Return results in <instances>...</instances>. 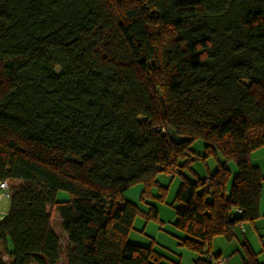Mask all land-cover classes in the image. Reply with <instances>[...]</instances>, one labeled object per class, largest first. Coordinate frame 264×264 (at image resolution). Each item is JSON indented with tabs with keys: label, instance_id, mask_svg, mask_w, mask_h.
Masks as SVG:
<instances>
[{
	"label": "trees",
	"instance_id": "1",
	"mask_svg": "<svg viewBox=\"0 0 264 264\" xmlns=\"http://www.w3.org/2000/svg\"><path fill=\"white\" fill-rule=\"evenodd\" d=\"M262 147L264 0H0V183H23L0 220V264L62 260L50 210L67 264H163L129 241L157 208L126 193L143 185L147 202L156 187L163 201L160 174L220 155L175 198L181 246L214 264L213 240L260 218ZM244 247L243 264H260Z\"/></svg>",
	"mask_w": 264,
	"mask_h": 264
},
{
	"label": "rangeland",
	"instance_id": "2",
	"mask_svg": "<svg viewBox=\"0 0 264 264\" xmlns=\"http://www.w3.org/2000/svg\"><path fill=\"white\" fill-rule=\"evenodd\" d=\"M204 142L195 141L191 145L192 153L195 155H204ZM219 161H223L220 155L211 156L204 160H198L191 165L190 168L183 169V175L176 173L174 176L160 174L158 176V182L161 186L166 187L167 191L163 201H159L156 196L160 195V191L154 187L152 188L153 199L146 200L147 202H140V199H135L131 196L132 201L137 203L144 211L148 212L150 205L157 208L159 221L146 220L142 216H138L134 222L133 230L130 235L131 243H140L141 246H149L152 243L154 248L160 253L165 255L163 264H196V260L199 258V254L181 246L180 239H183L184 234L180 232L176 226V212H175V198L179 185L183 177H187L193 181L196 178H203L215 172L218 168ZM228 167L232 172H236V166L234 163H230ZM21 182H8L10 191L18 188L22 185ZM5 192L0 190V218L9 211L10 198L5 197ZM59 202H65L69 200V194L67 192H59L57 196ZM52 228L60 239L62 246V260L58 264H67L65 258V250L69 247L68 237L62 229V222L60 216L54 210L51 211ZM249 224V225H248ZM248 228V234H245V229L242 231L240 226L236 229V238L229 242L223 237H217L212 243V254H223V259H230V264H243L242 256L245 252L244 244L251 241L252 249L260 251L262 249L264 238V230L259 234L250 223L243 224V228ZM248 225V226H247ZM249 236V237H248ZM248 241V242H247ZM263 241V242H262ZM207 255V254H206ZM204 255V256H206ZM263 256L261 253L257 256V260ZM6 264H10L6 261ZM229 264V263H228Z\"/></svg>",
	"mask_w": 264,
	"mask_h": 264
},
{
	"label": "crops",
	"instance_id": "3",
	"mask_svg": "<svg viewBox=\"0 0 264 264\" xmlns=\"http://www.w3.org/2000/svg\"><path fill=\"white\" fill-rule=\"evenodd\" d=\"M251 161L253 163L254 166L258 167L262 176L264 177V147L254 151L251 155ZM144 190L143 185H137L133 188H131L127 193H126V197L130 200L131 196L134 197L135 199H140L142 192ZM8 213V212H7ZM6 213V214H7ZM3 214V217L6 215ZM1 217L0 220L3 218ZM249 225V224H248ZM247 225V226H248ZM250 225H253L254 229L261 234V232L264 230V183L262 186V197H261V201H260V218L258 220H256L254 223H250ZM239 226V225H238ZM244 229H245V234H248V228H245L244 225ZM131 235V234H130ZM249 237V236H248ZM261 238H264L263 236H261ZM129 241L130 240V236H129ZM248 242V241H247ZM251 241H249V245L252 247ZM263 242V241H262ZM134 244H140V243H134ZM144 246V245H143ZM253 248V247H252ZM254 252L257 254V256H259L261 253L263 254V256L260 258L261 261H258L260 264H264V243L262 246V249L260 251H256L254 250ZM221 254V253H220ZM217 256L219 254H213V256ZM223 254H221V259H223L222 257ZM228 263L230 264V259H228Z\"/></svg>",
	"mask_w": 264,
	"mask_h": 264
},
{
	"label": "built area",
	"instance_id": "4",
	"mask_svg": "<svg viewBox=\"0 0 264 264\" xmlns=\"http://www.w3.org/2000/svg\"><path fill=\"white\" fill-rule=\"evenodd\" d=\"M203 181H204V183H207L208 182V178L206 176L203 177ZM0 190L5 192L3 194L5 197H8V198L10 197V194H8V192H7V190H9L8 182H1L0 183ZM239 226H240L241 230L243 231L244 230L243 224H240ZM214 264H228V260L227 259L215 260Z\"/></svg>",
	"mask_w": 264,
	"mask_h": 264
}]
</instances>
